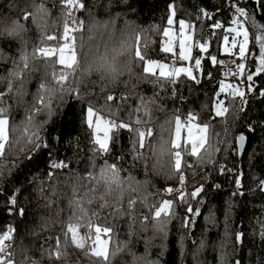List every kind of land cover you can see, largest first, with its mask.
Wrapping results in <instances>:
<instances>
[{
    "label": "trees",
    "instance_id": "16d2710c",
    "mask_svg": "<svg viewBox=\"0 0 264 264\" xmlns=\"http://www.w3.org/2000/svg\"><path fill=\"white\" fill-rule=\"evenodd\" d=\"M79 3L83 8L70 9L65 0H0V115L7 117L8 130L0 152V236L10 237L5 260L264 264V72L255 71L258 41L250 39L251 54L244 59L236 49L223 51L222 37H230L225 27L232 24L225 0ZM240 7L256 13L243 25L250 36L259 35L264 3L240 0ZM170 8L173 24L184 19L192 25L189 65L201 60L196 81L183 74L172 80L148 74L135 57L139 50L145 61L170 64L176 56L162 48ZM216 23L222 27H210ZM65 24L75 28L69 35L75 37L76 63L58 83L57 57L45 58L38 49L63 45ZM201 42L206 52L198 50ZM231 62H244L253 75L255 87L245 104L229 96L230 89L218 91L226 81L221 70ZM214 96L226 109L222 116H214ZM89 107L104 121L152 134L141 148L136 132L112 127L108 149L101 151L87 122ZM177 113L209 125L200 157L185 147L180 170L169 154ZM240 135L246 139L241 154L235 143ZM113 166L118 183H111ZM201 188L198 196L190 195ZM164 200L173 201L172 214L160 218L167 221L160 228L154 209ZM89 222L93 229H111L102 234L107 261L92 255L87 243L83 248L80 238ZM69 225H79L75 241Z\"/></svg>",
    "mask_w": 264,
    "mask_h": 264
},
{
    "label": "snow or ice",
    "instance_id": "6c2138e0",
    "mask_svg": "<svg viewBox=\"0 0 264 264\" xmlns=\"http://www.w3.org/2000/svg\"><path fill=\"white\" fill-rule=\"evenodd\" d=\"M67 6L70 9H76V8H83V4L79 3V0H65ZM226 4L229 5L233 9L234 15L237 17V19H233L231 23L233 25H236V27H230L228 28L229 33H235V37H243L242 42H239L236 38H233L231 40V48L236 49L238 47V54L241 59H244L246 56V53L250 55L251 53L248 51L249 49V42L250 39L253 43L259 42V66L255 69L256 73H262L264 72V25H260L259 35H251L249 33V30L247 27H244L243 24H241V19L249 18L251 15H255L256 13H249L246 9L240 7V0H225ZM255 3L261 4L264 3V0H255ZM259 11V10H258ZM174 15V10L172 12ZM261 14H264L262 12ZM203 15L206 16V13ZM73 24H75V21H73ZM168 25L173 24V20L169 19L167 21ZM186 27L191 30L192 25L189 24L186 26L184 21H179L178 22V28H179V35H178V42H179V57L182 61H190L191 60V51L192 49L188 46V41L192 40L193 37L191 35H188L187 32L185 31ZM211 28H221L222 25L219 23L213 24L210 26ZM70 31H75V28H70L68 24L64 25L63 29V40L64 44L61 47L58 48H41L38 49V52L41 56L48 58L50 56H57L58 57V63L59 65L62 66V71L60 72L58 76V83L63 82L67 77L66 73L74 71V64L76 63V52H75V37L70 36L69 33ZM164 37H169L170 31L169 30H164L163 31ZM48 39H54V37L49 36ZM222 42L225 46V52H229L230 49L228 48L229 45V36L224 35L222 37ZM67 49L68 55H65V50ZM208 49V45L204 42H201L198 46V50L200 52H206ZM165 53H172L173 52V45L172 43H169L167 47L163 49ZM135 57L138 58L139 62L145 63V68L144 71L148 74L152 75H157L160 78H169V80L176 79L182 74L186 78H191L193 81H196L197 75L192 71L190 67H179V68H172L169 70L168 66L163 63H158L152 60H147L145 62V55L141 54V52L138 50L135 53ZM103 59V57H102ZM255 59V57H253ZM106 62V61H105ZM210 62L215 64L217 63L216 57H211ZM195 67L199 69L201 67V60L200 59H195L194 60ZM27 66V65H25ZM153 66H156L158 69L157 72H153ZM239 71L234 73V75H238L241 77V79H246L247 81L251 82L253 80V75L250 73L247 75V77H244L242 75L244 69H245V64L241 63L239 66ZM109 71L116 73V69L112 68L109 65ZM250 87V85H249ZM226 89H230L228 91V95L231 97H236L239 96L243 98L245 96V93L239 89L238 85H224L223 82H221V86L218 89V91L223 94L225 93ZM75 95V91L73 92ZM108 100H113L115 97L109 95L107 97ZM214 99H216V103L218 105L216 112L214 113V116H222L224 111L226 109H221L219 107V104L221 103L220 99L216 98L214 96ZM42 102V101H41ZM88 113V118H89V124H93L94 120L93 117L97 116V114L94 112V110L89 107L87 109ZM100 120H103L102 117H97ZM195 116H189L188 117V124L182 125L181 119L179 117L176 118L175 120V139L172 141L171 149L169 150V154L173 156L174 159V168L176 170L181 169V152L184 150L185 147L188 148V151L194 158H199L200 157V150L205 147L206 141H207V132L209 125L207 124H199V123H192L193 120H195ZM104 138L103 139H97L96 144L99 146V149L101 151L106 152L108 149V144H109V135L108 133L111 131L112 127H117V128H127L130 131L136 132L138 136V143L141 148L144 147V141L146 136H151V131L147 130H139L137 128H133L131 124L129 123H114L111 120L104 121ZM137 123H140L139 120H137ZM7 124L6 119H0V141H3L6 139L5 135V125ZM101 128V124H96V129L97 133L99 134ZM187 129V134L186 137L184 136V129ZM193 128L196 129V133H193ZM245 137L243 135L239 136V140L243 142ZM184 141V143H182ZM3 151V143H0V152ZM164 148L161 146V153H163ZM62 166V165H61ZM185 167L191 166L190 164H185ZM103 176V171L101 173ZM111 183H118V180L116 179V171L114 169V166L112 168V180ZM261 189L264 190V182H261L260 185ZM202 191L201 189H197L195 192L191 193L190 195L193 197H196L199 195V192ZM169 192H171V189H169ZM178 199L183 202V195H179ZM173 201L169 200H164L162 201V206L157 207L154 209V218L158 221V227L163 228L164 225L167 223L166 220H161L160 218L162 216H169L170 214V209L172 207ZM131 206V202H130ZM188 213H192L193 209L189 207L187 209ZM87 228V234L84 237H81L80 240L83 242V248L85 247L86 243L91 249L92 255L99 257L102 260L107 261V251H106V241L102 239V234L108 235L111 232V229L105 227V228H100L99 226H96L94 229L92 227L91 222H89L88 225L85 226ZM78 228L79 225L73 226L69 225L67 227V232L71 235V239L75 241L77 239V233H78ZM10 237L6 233L3 236H0V264H14L13 261H6L5 257L8 255L6 246H5V241L8 240ZM262 238H264V234H262ZM237 240L240 241L242 240V234H238ZM79 247L78 245H76ZM81 248V249H83Z\"/></svg>",
    "mask_w": 264,
    "mask_h": 264
},
{
    "label": "rangeland",
    "instance_id": "374dc122",
    "mask_svg": "<svg viewBox=\"0 0 264 264\" xmlns=\"http://www.w3.org/2000/svg\"><path fill=\"white\" fill-rule=\"evenodd\" d=\"M172 12H173V9L170 8L168 20L169 19H172L173 20V14H172ZM181 20L185 22L186 26L189 25V22L186 21V20H184V19H180V20H178V22L181 21ZM178 22L176 24H172V25H167L166 26V29L165 30H169L170 31V35H169V37H164L163 38V40H162V48L164 49L165 47L168 46L169 43H172V45H173V52L172 53L176 54V58L180 59V57H179V42H178V35H179ZM173 23H175V22L173 21ZM230 27H233L234 28V27H236V25L231 24V25L225 27V31L226 32H229L228 31V28H230ZM93 31L95 32V35H100V33H98L96 30H93ZM104 31L105 32H108V29H104ZM185 31L187 32L188 35H191L192 36V31L189 30L187 27H186ZM226 35H228V34H226ZM233 38H236L237 39L238 44H239V42H242V39H243L242 36L241 37H235V33H230L229 45H228V48L230 49V51L234 50V49L231 48V40ZM192 44H193L192 43V40L188 41V46L191 49H192ZM257 44L259 46V42ZM61 46H63V45H61ZM76 47H77V45H75V49H76ZM177 49H178V52H176ZM236 50H237V55L239 56V54H238V47L236 48ZM223 51H225L224 50V44H223ZM75 52H76V50H75ZM65 55L66 56L68 55L67 49L65 50ZM191 55H192V51H191ZM57 61H58V57H57ZM152 61L166 64L168 66L169 70H170V64H169V62H167V61H161V60H152ZM185 62L190 63V61H185ZM193 66H195L194 63L192 65L187 66V67H190L192 69ZM144 68H145V63H144ZM199 71H200V68H199ZM153 72H157L158 73V69H157L156 66H153ZM222 82H223L224 85H229L228 81H222ZM97 117H100V116L97 115L95 118H93L94 123L92 124V126H93V134H94V139L95 140H97V139H103L104 138V123H103L104 120H100ZM86 118H87V122H88L89 121L88 113L86 114ZM0 119H6L7 120V117L0 115ZM192 123H197V122L195 120H193ZM96 124H101V128H100L99 134L97 133ZM201 125H203V124H201ZM7 132H8V130H7V124H6L5 125V135H6V138H7ZM193 133L194 134H197L195 128H193ZM186 134H187V129L185 128L184 129V136L185 137H186ZM174 137H175V131H174ZM5 140L0 141V143H3L4 144ZM102 239H104L106 241V248H107V245H108L107 239H105L103 236H102ZM106 251H107V249H106Z\"/></svg>",
    "mask_w": 264,
    "mask_h": 264
},
{
    "label": "built area",
    "instance_id": "2783aa9c",
    "mask_svg": "<svg viewBox=\"0 0 264 264\" xmlns=\"http://www.w3.org/2000/svg\"><path fill=\"white\" fill-rule=\"evenodd\" d=\"M225 4H226V2H225ZM226 8H227V13L231 17V21L233 19H237V17L234 15L233 9L231 7H229L228 4H226ZM244 21H245V19H241V21H240L241 24L244 23ZM176 52H178V49ZM241 63L245 64L244 62H239V63L231 62L229 64H226L221 70V75L226 78V81H228L229 85H238L239 89L245 93V96L243 98H241V101H242L246 97V92H247V89L250 85V82L247 81L246 79H241V77L238 75H234V73L239 71L238 66ZM170 66L173 68L187 67V66H189V63L182 61L181 59H178L175 56L171 59ZM192 71L194 73L198 74V69L195 66L192 67ZM249 74H250L249 67L247 66V64H245V69H244L242 75L244 77H247V75H249ZM177 116L181 119L182 125L188 124V117L187 116H182V115H180V113H177ZM164 193L166 194V191H164Z\"/></svg>",
    "mask_w": 264,
    "mask_h": 264
},
{
    "label": "water",
    "instance_id": "95a60500",
    "mask_svg": "<svg viewBox=\"0 0 264 264\" xmlns=\"http://www.w3.org/2000/svg\"><path fill=\"white\" fill-rule=\"evenodd\" d=\"M171 69H172V67H170V70H171ZM254 87H255V83H251L250 87H248V89H247L246 95H249L250 93H252ZM245 103H246V99H244V101H243V104H245ZM235 143H236L237 152H238L239 154H241V153L243 152V150H244L245 145H246V139H244V141L241 142V141L239 140V136H238V137L236 138Z\"/></svg>",
    "mask_w": 264,
    "mask_h": 264
},
{
    "label": "clouds",
    "instance_id": "9594fccd",
    "mask_svg": "<svg viewBox=\"0 0 264 264\" xmlns=\"http://www.w3.org/2000/svg\"><path fill=\"white\" fill-rule=\"evenodd\" d=\"M245 22V21H244ZM243 24V23H242ZM171 62V61H170ZM171 67V66H170ZM173 68V67H172ZM251 85V84H250ZM164 193V192H163ZM167 193V192H166ZM165 194V193H164Z\"/></svg>",
    "mask_w": 264,
    "mask_h": 264
}]
</instances>
